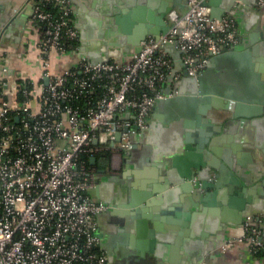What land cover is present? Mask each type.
<instances>
[{"label": "crops", "instance_id": "0c3cea01", "mask_svg": "<svg viewBox=\"0 0 264 264\" xmlns=\"http://www.w3.org/2000/svg\"><path fill=\"white\" fill-rule=\"evenodd\" d=\"M155 1L70 0L71 20L78 34L76 48L50 50V73H61L83 57L120 62L130 59L136 44H142L148 36V29L141 21L131 22L128 7ZM262 2L214 0L210 5L212 16L234 18L237 43L211 57L198 73L197 81L183 74L175 52L172 72L179 75L176 79L170 76L162 88L177 85L183 93L157 100L149 115L148 129L133 130L131 134L135 147L113 149L108 164L96 165V185L90 195L108 205L96 215V221L102 233L101 247L115 263L264 264V254L252 252L244 242L220 249L225 240L243 232L246 212L254 214L260 226L264 220ZM32 8L33 0H0V68L4 64L14 74L28 76L36 83L43 65L37 48L39 33L30 22ZM119 13L127 15L126 19L116 21ZM164 21L167 25L166 15ZM121 24L130 25V30L123 31L127 27ZM164 26L162 22L151 23L150 30L159 34ZM199 110L203 117H211L209 124L216 131L212 140L218 152L236 167L246 183L234 184L227 176H219L217 186H209L203 193L191 188L185 175L194 170L198 178L196 167L206 155L186 146H197L199 141L195 139L196 127L186 130L182 120ZM131 190L140 195L143 211L157 216L147 219L154 228L152 236L146 232L145 219L138 226L133 221L134 211L120 205L129 200ZM181 210L191 212L188 234L180 225L183 217L177 215Z\"/></svg>", "mask_w": 264, "mask_h": 264}, {"label": "built area", "instance_id": "2783aa9c", "mask_svg": "<svg viewBox=\"0 0 264 264\" xmlns=\"http://www.w3.org/2000/svg\"><path fill=\"white\" fill-rule=\"evenodd\" d=\"M187 4L183 14L167 10L166 31L147 36L130 59L83 57L50 73L49 51L74 50L77 29L70 0H33L40 80L0 68V264H111L96 233V215L108 206L90 195V158L100 149H129L130 132L147 127L156 101L176 94L162 88L179 75L172 72L175 52L181 69L197 76L238 40L232 16L213 17L201 0ZM234 242L264 254V227L245 221L220 249Z\"/></svg>", "mask_w": 264, "mask_h": 264}, {"label": "water", "instance_id": "95a60500", "mask_svg": "<svg viewBox=\"0 0 264 264\" xmlns=\"http://www.w3.org/2000/svg\"><path fill=\"white\" fill-rule=\"evenodd\" d=\"M201 3L210 7V5L214 3V0H201ZM262 3L264 4V0ZM182 5H184L185 7L184 9L181 10L180 7ZM128 8H129V11L127 12V15L129 14L131 16L132 18L131 22H134V20L143 22L145 29H148L147 30L148 36L153 35L157 37L160 33H163L164 31H166L168 27L164 21V16L166 15L167 10H169L170 8H175L180 14H183L187 10L188 4H187V0H158V1L156 0L154 3H150V4L149 3L147 4L137 3L135 5L129 6ZM210 14L212 15L211 8H210ZM120 15L121 14L119 13L115 16L116 21H121L124 17L125 19L127 17V15H121V16ZM216 17H218V15ZM161 22L164 23L165 25L162 31L159 34H155V35L152 34L150 30L151 23H161ZM121 25H123V27L124 26L127 27V28H124L125 30L123 31L130 30V25H124V24H121ZM145 38L146 37H144L143 39ZM141 45L142 44L140 43L136 44L133 51H139L141 48ZM91 61L97 62V61H103V60H91ZM182 72L183 74L187 75L185 70H182ZM193 78H195V80L197 81L198 76H193ZM173 79H176V78H173ZM173 88H176L177 90L176 94L169 96V97L161 98L158 101L159 102L165 101L167 99H170L171 97L178 96L181 93H183L180 90L179 86L176 85V87H173ZM210 118L211 117H203V111L199 110L198 112L195 113L193 117L191 118L185 117L182 120L183 126L186 128V130H194V128L196 127L195 139L199 141L197 142V146L191 145V144L189 146L188 143H186V146L193 148L197 150L198 152H201L202 154L206 155L205 158L202 160V163L196 167V170L199 173V177H198L200 180L199 185L194 184L191 180L195 174L194 170L185 175V177L189 180L193 191L198 194L203 193L209 186H212V185L217 186L218 184L217 179L219 178V176H227L230 179L231 183H234V184H239L240 181L242 183H246V179L243 178V176H241L237 172L236 167H234L229 161H227L224 158L223 155H220V153L218 152L217 146H215L214 141L212 140V136L216 131H215V128L209 124V122L211 121ZM149 124L150 123L148 122L147 127L141 129V131L147 130L149 127ZM132 133H133V130L130 132V136ZM119 139H120V132L117 131L116 140H119ZM131 140H132V137H131ZM93 142L96 143L97 138H94ZM203 143H206V146H204ZM133 147H135V144H133V140H132V145L129 149H132ZM90 162L95 164V156H92L90 158ZM205 167L207 169L210 168V171L206 170L205 172L204 171ZM214 170H216L217 172H214ZM127 178H129V176H127ZM130 192L131 194H130L129 200L121 202L120 205H122V207L130 208L132 209V211H134L135 217L133 218V221L138 226H141L143 223V219H145L146 225L148 226V229L146 230V232L148 233V236H152L154 233V228L152 227L153 226L152 222L150 223L147 219L149 220L156 219L157 216L143 211V203L141 201L140 195H135L137 194L135 190H133V192L131 190ZM178 214L179 216L181 215L183 217V220H181L180 222V225L184 227L183 232L185 234H188V221L191 217V212L189 210H181L180 212H177V215ZM256 220L257 218H255L254 214H252L251 212H246L243 215L242 225L244 226L245 221H248V224H257ZM96 224H97L96 233L100 237V248L104 250L101 247L102 233L100 232L97 221H96ZM261 226L264 227V220ZM105 253L107 255V259L110 261L111 264H118V262L115 263V261L111 259V257L109 256V253L107 252ZM197 263L198 262H193L191 264H197Z\"/></svg>", "mask_w": 264, "mask_h": 264}, {"label": "trees", "instance_id": "16d2710c", "mask_svg": "<svg viewBox=\"0 0 264 264\" xmlns=\"http://www.w3.org/2000/svg\"><path fill=\"white\" fill-rule=\"evenodd\" d=\"M110 156V150L109 149H100L95 152V160L96 163L94 164L95 167L108 164Z\"/></svg>", "mask_w": 264, "mask_h": 264}]
</instances>
